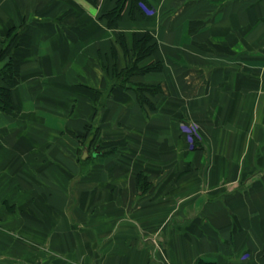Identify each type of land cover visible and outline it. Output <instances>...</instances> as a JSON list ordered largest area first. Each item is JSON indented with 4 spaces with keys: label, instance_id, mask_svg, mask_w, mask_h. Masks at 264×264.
<instances>
[{
    "label": "crops",
    "instance_id": "1",
    "mask_svg": "<svg viewBox=\"0 0 264 264\" xmlns=\"http://www.w3.org/2000/svg\"><path fill=\"white\" fill-rule=\"evenodd\" d=\"M144 1L0 0V264H264V0Z\"/></svg>",
    "mask_w": 264,
    "mask_h": 264
},
{
    "label": "trees",
    "instance_id": "2",
    "mask_svg": "<svg viewBox=\"0 0 264 264\" xmlns=\"http://www.w3.org/2000/svg\"><path fill=\"white\" fill-rule=\"evenodd\" d=\"M126 0H116V7L114 8V10L109 13L108 15H106L105 17L108 18V21L110 24H114L119 18H120V11H121V8L124 4ZM132 3L133 5H143L145 7L144 11L147 12V10L150 9V7L146 4V1L144 0H132ZM139 6V8H140ZM136 7V6H135ZM143 11V12H144ZM150 11V10H149ZM147 41V38L146 40H140V41H136L135 44H134V49H135V61H134V64L131 68H128V69H124L121 73V76L123 77L122 79H119V82L122 86L125 87V82L127 81V77L129 75H131L132 73H134L135 69H136V64L135 62L142 58L151 48H147L146 50H144V45ZM10 70V66L8 65L7 68H6V72H9ZM148 88L147 86H143V85H137V87L135 88L137 94H138V97H139V100H141V90L143 89H146ZM10 104H11V100H10V91L9 89H6V88H0V106L1 108L3 109H8L10 107Z\"/></svg>",
    "mask_w": 264,
    "mask_h": 264
},
{
    "label": "rangeland",
    "instance_id": "3",
    "mask_svg": "<svg viewBox=\"0 0 264 264\" xmlns=\"http://www.w3.org/2000/svg\"><path fill=\"white\" fill-rule=\"evenodd\" d=\"M7 37V36H6ZM4 41H7V39L6 40H4ZM9 41V40H8ZM8 41L6 42V43H1V46H0V56L2 55V54H4V53H2L3 52V50L7 47L8 48ZM6 48V50H8ZM6 54V53H5ZM98 111H99V109H98ZM96 114L97 115H99L100 113L99 112H96ZM85 134H86V137H85V140L87 141L88 139H89V136H93V138H94V136L96 137L97 136V141H96V143H93V144H91L90 146H92V145H100L101 144V142L102 141H100L101 140V138H100V136H98V133L96 134L95 132V129H94V127H92L91 128V130L90 131H88V129H86L85 128ZM82 146H83V144H81ZM80 145V146H81ZM86 145H88V144H86ZM82 146L79 148V150H78V152L79 153H81V148H82ZM101 146V145H100ZM93 147L94 146H92L91 148L93 149ZM78 158H79V156H78Z\"/></svg>",
    "mask_w": 264,
    "mask_h": 264
},
{
    "label": "water",
    "instance_id": "4",
    "mask_svg": "<svg viewBox=\"0 0 264 264\" xmlns=\"http://www.w3.org/2000/svg\"><path fill=\"white\" fill-rule=\"evenodd\" d=\"M84 154H86V151H84Z\"/></svg>",
    "mask_w": 264,
    "mask_h": 264
}]
</instances>
